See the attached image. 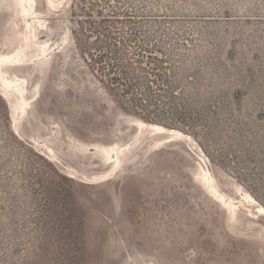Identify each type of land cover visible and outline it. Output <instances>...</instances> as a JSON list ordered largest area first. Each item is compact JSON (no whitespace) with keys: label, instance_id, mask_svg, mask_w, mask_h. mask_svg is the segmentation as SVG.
<instances>
[{"label":"rangeland","instance_id":"1","mask_svg":"<svg viewBox=\"0 0 264 264\" xmlns=\"http://www.w3.org/2000/svg\"><path fill=\"white\" fill-rule=\"evenodd\" d=\"M0 264H264V0H0Z\"/></svg>","mask_w":264,"mask_h":264},{"label":"bare ground","instance_id":"2","mask_svg":"<svg viewBox=\"0 0 264 264\" xmlns=\"http://www.w3.org/2000/svg\"><path fill=\"white\" fill-rule=\"evenodd\" d=\"M21 4V3H20ZM24 5V4H23ZM25 6H26V4H25ZM25 6H23V7H25ZM27 7V6H26ZM32 10V9H31ZM30 11V10H29ZM29 11H27L28 12V14H30L29 13ZM22 12H23V10H22ZM31 13H32V11H30ZM33 14V13H32ZM29 17H30V15H29ZM32 17H33V15H32ZM31 17V18H32ZM27 18V17H26ZM33 19H35L34 17H33ZM43 19V18H42ZM41 19V20H42ZM25 20H27V19H25ZM30 21V20H29ZM28 23V22H27ZM26 24V23H25ZM27 25V24H26ZM29 25V24H28ZM30 26V25H29ZM4 58H6L7 59V57L5 56ZM18 67V66H17ZM5 80V79H4ZM20 80H22V79H20ZM16 81V80H15ZM15 81H13V82H15ZM23 81V80H22ZM21 81V82H22ZM5 82H7L8 84L10 83V85L12 84V82L9 80V79H7L6 78V80H5ZM20 82V84H22ZM17 85L16 86H18V84H19V82H18V80L15 82ZM24 83V82H23ZM14 84V83H13ZM12 84V85H13ZM20 86V85H19ZM24 86V85H23ZM22 86V87H23ZM14 87V86H13ZM21 86H20V92H21V90L22 89H24V88H22ZM13 89V88H12ZM18 90V89H17ZM23 91V90H22ZM24 92H25V90H24ZM36 92V91H35ZM4 93V92H3ZM6 94H8V93H6ZM34 96V95H33ZM24 98V97H23ZM27 100V99H26ZM32 100V99H31ZM29 101V100H28ZM27 101V102H28ZM27 104V103H26ZM28 105H30V104H28ZM23 107V106H22ZM23 109V108H22ZM25 109V108H24ZM23 109V110H24ZM28 109V108H27ZM27 109H25L26 111H27ZM20 114V113H19ZM18 114V115H19ZM20 116V115H19ZM18 116V117H19ZM18 122H16V124H17ZM15 124V125H16ZM145 124V123H144ZM145 125H148V124H145ZM152 125V124H151ZM154 125H156V124H154ZM153 125V126H154ZM157 127V126H156ZM164 127V126H163ZM165 131H167V132H169L170 133V135H173V137L171 138V139H182L185 143H187L190 147H191V144L190 143H188V140H191L189 137H188V135H185V134H183L181 131H179V130H175V129H171V130H165ZM19 134H20V132H19ZM21 135V134H20ZM27 140V139H26ZM33 146H34V143L33 142H31V141H29ZM191 143H192V141H191ZM193 144V143H192ZM37 146H39V145H37ZM117 148V147H116ZM123 149V148H122ZM199 149V148H198ZM195 152H196V154H197V157H199V159L203 162V164L205 165V173H206V175L205 176H207V180H209V182L211 181L212 182V184H213V187L212 186H210V189H212V190H215V189H217V184H216V182H215V178H214V175H213V173L211 172V170L209 169V167H208V164H207V161H206V159L204 158V152L201 150V149H199V151H200V153H198L196 150H194ZM49 154H50V156L52 157V158H54V157H56V155L54 154V153H51L50 152V150H49ZM112 158H114V156H112ZM56 159L57 160H59V158H57L56 157ZM208 182V183H209ZM211 184V183H210ZM212 187V188H211ZM209 189V190H210ZM215 192V191H214ZM214 194V193H213ZM216 194H217V196L219 197V199L221 198L222 200L224 199V194L221 192V191H219V190H217L216 191ZM216 196V195H215ZM223 197V198H222ZM249 197H247V199H248ZM253 199V198H252ZM256 201V200H255ZM220 202V201H219ZM222 202H225L224 200L222 201ZM230 205V204H229ZM231 206V205H230ZM238 206V205H237ZM259 207V206H258ZM236 208H238V207H236ZM232 209H234V208H232ZM260 209H262V208H260ZM230 210V209H229Z\"/></svg>","mask_w":264,"mask_h":264}]
</instances>
